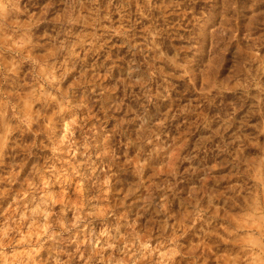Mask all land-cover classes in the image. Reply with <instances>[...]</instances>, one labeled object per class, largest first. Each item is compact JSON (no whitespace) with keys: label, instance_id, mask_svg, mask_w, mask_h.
Listing matches in <instances>:
<instances>
[{"label":"clouds","instance_id":"1","mask_svg":"<svg viewBox=\"0 0 264 264\" xmlns=\"http://www.w3.org/2000/svg\"><path fill=\"white\" fill-rule=\"evenodd\" d=\"M0 264H264V0H0Z\"/></svg>","mask_w":264,"mask_h":264}]
</instances>
